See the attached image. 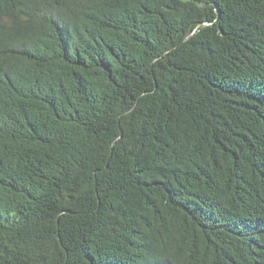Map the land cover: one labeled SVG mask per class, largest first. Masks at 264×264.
I'll use <instances>...</instances> for the list:
<instances>
[{"label":"trees","instance_id":"trees-1","mask_svg":"<svg viewBox=\"0 0 264 264\" xmlns=\"http://www.w3.org/2000/svg\"><path fill=\"white\" fill-rule=\"evenodd\" d=\"M0 264H264V0H0Z\"/></svg>","mask_w":264,"mask_h":264}]
</instances>
